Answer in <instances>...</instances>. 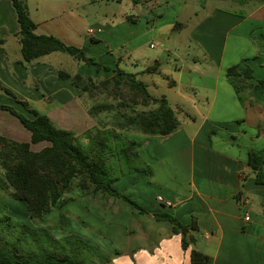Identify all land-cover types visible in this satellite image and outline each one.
Here are the masks:
<instances>
[{
  "label": "crops",
  "instance_id": "obj_1",
  "mask_svg": "<svg viewBox=\"0 0 264 264\" xmlns=\"http://www.w3.org/2000/svg\"><path fill=\"white\" fill-rule=\"evenodd\" d=\"M220 1L232 9L199 8L194 6L195 0H185L175 1L162 13L154 14L153 39L158 40V46H163L168 56L179 61L174 67L179 75L175 81L163 74L160 55L153 54V65L160 63L153 77L162 76L174 93L171 97L155 95L153 91V96L168 100L180 127L167 136L124 133L139 143L138 152L145 160L151 163L147 156L153 154V205L145 208L149 214H141L121 200L108 203L109 210L101 219L103 230L120 246L109 259L111 264H193L194 250L208 257L206 264H264V167L263 181L259 183L248 165L250 150H264V91L258 82L264 80V45L252 39L264 36V0L254 8H250L253 0ZM160 2L153 0V9ZM28 5L37 35H53L92 56L101 55L100 62L111 69L117 57L107 53L111 58L105 59L100 47L113 48L115 38L129 48V59L136 61L140 57V32L132 22L116 26L108 23L93 29V34L88 33L89 29L81 33L76 17L63 15L66 7L55 5L47 20L40 12L43 4L28 0ZM19 32L11 0H0V88L43 104L44 95L53 96L56 110L73 114L83 92L71 80L58 78L65 58L59 60L57 67L48 60L54 53L25 63ZM95 33L105 36L100 39ZM182 35L181 43L187 50L195 51L187 60L178 53L177 39ZM151 48L155 50L157 45ZM196 50L201 54H195ZM118 61L122 64V57ZM76 65L78 68L68 73L106 78L112 75L83 63ZM235 65H240V69L248 65L253 70L254 88L244 104L226 78L227 69ZM158 86L153 79V90ZM0 113L8 118V112ZM48 116L55 122L51 114ZM5 120L7 123L0 124V136L19 141L12 132L15 120ZM137 182L138 179L133 181ZM97 197L100 199L101 194ZM159 197L172 205L159 202ZM243 199L249 201L246 211L250 221L245 220ZM93 204L94 211H99L103 202ZM86 206L82 207L90 210ZM163 213L174 214L186 226L196 222L197 230L188 234L194 242L187 250L170 222L155 219L154 215ZM117 221L118 228L113 226Z\"/></svg>",
  "mask_w": 264,
  "mask_h": 264
},
{
  "label": "trees",
  "instance_id": "obj_2",
  "mask_svg": "<svg viewBox=\"0 0 264 264\" xmlns=\"http://www.w3.org/2000/svg\"><path fill=\"white\" fill-rule=\"evenodd\" d=\"M131 1L135 5L147 2ZM11 3L20 28L21 53L25 63L59 52L112 75L98 80L63 70L57 73L60 80H71L72 85L92 101L88 111L91 117L105 115L108 118L102 126H93L80 135L57 127L48 115L36 114L30 119L12 106L0 104V110L17 118L31 135L30 142L0 136V167L3 173L0 177V214L5 208L2 202L12 199L26 204L31 220L45 222L44 217L75 200L72 195L75 191L93 196L100 193L106 203L110 198L122 199L141 214H149L113 186L121 176L133 171L152 175L151 170L140 168L144 162L138 152L139 143L130 140L124 133L170 135L180 127L176 111L165 97H154L138 74L121 69L120 63L117 69H111L80 47L68 45L53 35H37V25L30 16L28 0H11ZM252 39L264 45V36ZM2 44L1 40L0 53L3 52ZM159 67L160 63L156 61L143 73L155 74ZM226 78L244 104L254 88L251 83L254 78L252 68L248 65L244 69H240V65L232 66L227 69ZM258 82L260 90L264 91V80ZM5 92L9 94V91ZM45 142L48 145L40 151L32 149V145ZM248 165L257 182H262L264 150H250ZM65 217L66 214H62V224L58 228L63 229ZM154 217L157 221L173 225L174 233L182 236L184 250L194 242L188 234L197 230L196 222L186 226L172 213L156 214ZM28 240H31L30 246L25 245ZM53 242L57 241L49 233H39L5 213L0 215V264H88L77 259L86 247L84 242L63 241L68 252L47 248L44 244ZM191 261L193 264H206L208 257L194 250ZM109 262V259H100V264Z\"/></svg>",
  "mask_w": 264,
  "mask_h": 264
},
{
  "label": "rangeland",
  "instance_id": "obj_3",
  "mask_svg": "<svg viewBox=\"0 0 264 264\" xmlns=\"http://www.w3.org/2000/svg\"><path fill=\"white\" fill-rule=\"evenodd\" d=\"M32 2L34 0H31ZM41 4H43V8H40V12L47 20H50V12L54 11L55 5L59 6V8L66 7V12L63 15L71 14L72 17H76L77 26L81 33L86 32L88 29H96L98 26H105L106 24L113 25H121V23L132 22L136 30L140 32V57H136V61L133 59H129L126 55L129 52L128 47L121 46V41L118 42V39L115 38L113 40V48L109 46L107 50L103 47H100L101 53L105 59L111 58L108 54H113L117 57V60H114V68L117 69L116 64H118V59L122 57L123 62L120 64V68L129 72V73H137L142 70L147 69L149 66L153 65V54L160 55L159 58L163 63V67L161 71L163 74L168 75L171 80H177L179 72L175 71V65L179 62H176L175 57L168 56L165 48L163 46H158V40L153 39V17L156 13H162L164 9L173 4L175 1L184 2L185 0H161L160 5L153 9V0H147L146 3L135 5L131 0H35ZM261 3V0H253L250 8L257 7ZM194 6L207 9H213L216 7L232 9L226 2H222L220 0H195ZM194 6H191V9H194ZM236 8V7H235ZM238 8V7H237ZM240 8V7H239ZM75 14V15H74ZM132 18L129 20L128 18ZM98 38L102 39L105 35H100V33H95ZM100 36V37H99ZM183 35L178 38L179 42V55L183 59H189L190 54H194V50L190 51L186 49V47L181 43V39ZM121 44V45H120ZM157 45V48L153 50L151 45ZM99 48V47H97ZM108 53V54H107ZM200 53L196 50L195 54ZM201 54V53H200ZM88 55L92 56L88 53ZM97 61L100 62L102 58L99 56H92ZM65 58L64 67L59 68L63 69L67 72L75 71L78 68L77 62L81 64L79 61L74 59L68 54L65 53H54L52 56L48 57V60L51 61L53 67H57L59 64V60L63 61ZM103 59V58H102ZM183 61V60H182ZM60 63V62H59ZM184 63V62H183ZM103 65V64H102ZM188 65V64H186ZM105 66V65H104ZM211 71L214 68H210ZM110 75V74H107ZM98 80H104L106 77H95ZM139 79L144 81L148 85L149 92L153 95V91L155 95L174 94L167 87V82L164 80L162 76L156 75L153 77V74L142 73L139 74ZM153 79L158 82V88L153 90ZM7 88H0V104H6L15 108L18 112L24 114L26 117L33 119L36 114H51V117L55 118V125L62 129H67L74 131L76 134H82L86 129H90L93 126H102L104 122H107L108 118L105 115L99 117H91L89 115V108L93 104L92 101L88 98V96L83 93L81 96L79 95L77 98L78 101V110L71 112H63L56 110L54 107L53 96L44 95L45 103H38V101H29L28 96L17 95L15 92L9 91L7 94ZM82 92V91H81ZM12 94V95H11ZM38 96H33V98H37ZM31 99V97H29ZM42 98V97H41ZM53 102V103H49ZM70 113V114H69ZM3 114V113H0ZM5 114V113H4ZM9 114V115H8ZM7 116L10 120H15L13 126V136L15 139L23 142H30L31 135L30 132L21 125L20 121H18L15 117H12L10 113ZM5 116V115H4ZM3 115L0 116V124L7 123ZM58 123L61 126H58ZM62 123V124H61ZM64 125V126H63ZM48 144L40 143L36 145H32V149L34 151H40ZM140 154V153H139ZM153 154H150L148 159H150L151 163L145 160L142 157L143 165L140 168L145 170H151L152 175H148L143 171H133L129 174H125L121 176L118 181L114 184V188L118 190L121 194L127 197L129 200L135 202L142 208L149 207L153 205V158L151 157ZM0 176H3L1 167H0ZM138 179L136 184L133 183L134 180ZM75 197L73 202L67 204L64 208L60 210H55L46 217H44L45 222H39L31 220L27 213L26 204L22 201H15L12 199H5L3 205L5 208L1 212L0 215H4V213L8 216L13 217L20 223L26 224L31 229H36L39 233H49L52 235L54 240L57 242L53 243H44L47 248L57 249V250H65L68 252V247L64 245L63 241H72V240H80L84 242L86 245L85 248L81 251V256H78L77 259L84 261L88 264H100V259H111V257L115 255V251L120 250V246L118 245V241L114 240L110 236L106 235L103 230V225L101 219L103 215L107 213L109 210L108 203L109 202H117L121 200L122 202H126L122 199H113L110 198L106 203L105 199L101 195V200L98 199L97 195H83L78 191L72 193ZM9 200V202H5ZM93 202H103L100 204L101 209L99 211H94L95 208H92L94 205ZM87 204V208L90 210H85L84 206ZM130 206L128 203H126ZM131 207V206H130ZM132 208V207H131ZM133 209V208H132ZM103 210V214H102ZM113 210V209H112ZM146 210V209H145ZM77 211V212H76ZM94 211V213H92ZM62 214H66L64 220L63 229L58 228L61 226V216ZM94 215V216H93ZM58 226V227H57ZM113 226L116 228L119 227V223H115ZM31 240H28L25 245L30 246ZM105 264H111L105 263Z\"/></svg>",
  "mask_w": 264,
  "mask_h": 264
},
{
  "label": "built area",
  "instance_id": "obj_4",
  "mask_svg": "<svg viewBox=\"0 0 264 264\" xmlns=\"http://www.w3.org/2000/svg\"><path fill=\"white\" fill-rule=\"evenodd\" d=\"M88 33L89 34H93L94 30L93 29H89ZM159 202L163 203L164 205H166L168 207H170L172 205L171 202H169L168 200H166V199H164L162 197H159ZM248 203H249V201L246 200V199L241 200V207L245 211V220L246 221H250V216H249V214L246 211V206L248 205Z\"/></svg>",
  "mask_w": 264,
  "mask_h": 264
}]
</instances>
